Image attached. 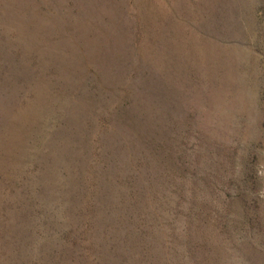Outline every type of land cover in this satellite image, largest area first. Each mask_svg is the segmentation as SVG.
Segmentation results:
<instances>
[{"label":"rangeland","instance_id":"obj_1","mask_svg":"<svg viewBox=\"0 0 264 264\" xmlns=\"http://www.w3.org/2000/svg\"><path fill=\"white\" fill-rule=\"evenodd\" d=\"M93 1L58 0L64 21L48 17L54 9L49 1L38 4L44 13L28 5L9 16V7H0V45L17 54L0 59L20 61L18 77L35 74L25 103L12 95L2 104L0 176L7 178L6 170L18 168L31 137L60 104L55 84L46 82L49 67L59 63L68 87L83 86L70 82L69 75L83 73L87 65L81 58L93 56L80 54L95 26L87 12ZM112 5L131 7L139 27L130 42L137 38L142 76L146 71L152 76L146 84L142 78L128 80L130 74L121 83L94 78L115 95L110 101L101 98L105 109L122 112L111 132L102 129L104 111L90 104L95 91L86 89L84 100L72 103L58 137L65 142L61 154L72 143L78 157L85 152L74 178L82 184L98 157L101 137L102 153L109 152L113 160L118 156L124 175L151 174L158 186H167L151 204L159 225L157 246L167 247L160 262L264 264V0H114ZM59 24L69 25L70 35ZM56 29L59 42L52 38ZM130 42L123 45L132 51ZM135 57L134 52L121 55L123 65ZM43 178L48 182L51 177L45 173ZM10 182L4 186L13 191L15 180ZM1 190L0 264H31L34 254L19 244V237L33 230L36 242L38 219L25 221L11 210L22 204L28 209L20 189L7 196Z\"/></svg>","mask_w":264,"mask_h":264},{"label":"trees","instance_id":"obj_2","mask_svg":"<svg viewBox=\"0 0 264 264\" xmlns=\"http://www.w3.org/2000/svg\"><path fill=\"white\" fill-rule=\"evenodd\" d=\"M41 1H49L53 5L52 15L48 17L54 21L55 17L64 21L57 8L58 0H0V7H9L7 10L9 16L20 13L21 8L28 5L36 6L44 13L45 8L38 6ZM113 3L114 0H94L93 8L87 9L95 26L92 27L91 37L80 54L86 52L85 55L93 56L81 58L84 65H87L83 73L69 75L70 82L76 80L78 84L83 83V86L79 84L73 88L68 87L59 63L49 67L51 71L45 74L46 82L49 85L50 82L55 84L60 104L55 105L54 114L46 120L44 129L31 137L27 157L18 168L6 170L8 174L6 176L11 179L0 176L2 195L7 196L11 192L14 194L16 189H20L26 196L24 203L28 201L26 204L28 209L23 207L25 204L16 206L11 209L14 214H21L25 221H30L34 216L38 219L37 230L34 232L38 236L36 242L31 240L33 230L24 231L19 237L21 242L19 244L34 254L31 264H166L160 262L158 258L159 254H164L161 250L167 247L162 243V246H157L156 208H153V202L159 194L165 192L164 187L167 186H158L159 182L151 174L143 175L142 172L134 171L124 175L122 167L118 165V156L113 160L109 152L102 153L104 142L101 137L96 140L98 157L91 162L82 184L74 177L77 175L76 168L82 165V161L84 162L82 159L85 152L78 157V150H75L77 146L72 143L69 151L61 154L65 142L58 135L65 124L63 119L68 116V111L70 113L74 101L79 98L84 100L82 97H85L86 89L95 91L92 95L94 102L90 104L96 112L104 111L102 129L104 127L111 132L117 127L116 123L122 112L110 107L105 109L101 98L105 97L106 101H110L115 95L101 87L100 81L108 78L121 83L125 82L126 78L128 80L139 78L140 81L142 78L146 84L150 80L148 77L152 76L149 71L142 76L140 68L143 64L139 61V54L135 48L137 38L132 39V44L130 42L131 34L136 37L139 27L131 7L128 10L126 8L121 10L112 5ZM105 7L107 9L102 10ZM103 11L105 13L110 11L111 15L104 13L102 17ZM62 25L60 29L70 35L71 27L69 28L67 24L65 27ZM59 34L57 29L54 30L53 41H61ZM124 42H130L133 50H127ZM1 46L0 55H17L10 46ZM133 52L134 55L136 53L134 60L131 61L129 58L123 65L121 55H132ZM38 62L33 64L37 65ZM20 64V61L11 56L8 61L0 59V118L4 114L2 104H5L12 95L14 100L20 102L19 104L25 103L26 89L29 90L28 87L34 80V73L26 72L22 78L17 76L19 73L16 72V68L20 67ZM127 74L130 75L125 78ZM94 78L99 83L95 82ZM120 90L117 88V91ZM45 173L51 177L48 182L42 181ZM13 179L15 188L11 191L4 185ZM77 183L79 189L76 187ZM160 187L162 192L158 193ZM154 188L157 192L152 193ZM15 229L13 238H16L22 225L16 226ZM52 248L53 252L49 254L48 250Z\"/></svg>","mask_w":264,"mask_h":264}]
</instances>
